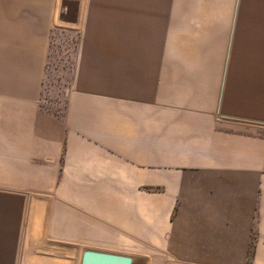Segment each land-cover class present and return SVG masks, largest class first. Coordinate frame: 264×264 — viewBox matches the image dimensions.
<instances>
[{
	"label": "crops",
	"instance_id": "0c3cea01",
	"mask_svg": "<svg viewBox=\"0 0 264 264\" xmlns=\"http://www.w3.org/2000/svg\"><path fill=\"white\" fill-rule=\"evenodd\" d=\"M70 245L264 264V0H0V264Z\"/></svg>",
	"mask_w": 264,
	"mask_h": 264
},
{
	"label": "rangeland",
	"instance_id": "374dc122",
	"mask_svg": "<svg viewBox=\"0 0 264 264\" xmlns=\"http://www.w3.org/2000/svg\"><path fill=\"white\" fill-rule=\"evenodd\" d=\"M56 26L53 30L52 53L48 66L50 67L51 86L54 93L57 89L69 87L72 71L77 58L78 45L81 42L83 24L62 25L56 20ZM77 246L70 245L68 259L53 258L52 264H76L75 255ZM56 255V253H53Z\"/></svg>",
	"mask_w": 264,
	"mask_h": 264
},
{
	"label": "water",
	"instance_id": "95a60500",
	"mask_svg": "<svg viewBox=\"0 0 264 264\" xmlns=\"http://www.w3.org/2000/svg\"><path fill=\"white\" fill-rule=\"evenodd\" d=\"M77 264H148V260L140 256L85 247L80 249Z\"/></svg>",
	"mask_w": 264,
	"mask_h": 264
},
{
	"label": "trees",
	"instance_id": "16d2710c",
	"mask_svg": "<svg viewBox=\"0 0 264 264\" xmlns=\"http://www.w3.org/2000/svg\"><path fill=\"white\" fill-rule=\"evenodd\" d=\"M250 263H251V260H250V259H248V260H247V264H250Z\"/></svg>",
	"mask_w": 264,
	"mask_h": 264
}]
</instances>
